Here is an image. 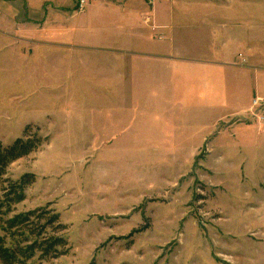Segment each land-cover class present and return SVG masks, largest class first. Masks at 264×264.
Here are the masks:
<instances>
[{
    "label": "rangeland",
    "instance_id": "obj_1",
    "mask_svg": "<svg viewBox=\"0 0 264 264\" xmlns=\"http://www.w3.org/2000/svg\"><path fill=\"white\" fill-rule=\"evenodd\" d=\"M35 1L51 16L75 2ZM61 54L0 35V145L43 140L7 167L34 177L9 216L49 206L66 228L63 255L26 264H264V83L227 69L212 107L205 83L105 98L96 56L73 83Z\"/></svg>",
    "mask_w": 264,
    "mask_h": 264
},
{
    "label": "crops",
    "instance_id": "obj_2",
    "mask_svg": "<svg viewBox=\"0 0 264 264\" xmlns=\"http://www.w3.org/2000/svg\"><path fill=\"white\" fill-rule=\"evenodd\" d=\"M54 12L45 14L35 0H0V35L13 46L62 51L73 83L76 58L96 56L105 98L113 93L108 83L117 94L131 83L137 96L170 83L185 99L200 96L192 88L205 83L212 107L227 90L220 81L227 69L241 79L239 88L252 78L264 83V0H89L83 13L75 0Z\"/></svg>",
    "mask_w": 264,
    "mask_h": 264
},
{
    "label": "trees",
    "instance_id": "obj_3",
    "mask_svg": "<svg viewBox=\"0 0 264 264\" xmlns=\"http://www.w3.org/2000/svg\"><path fill=\"white\" fill-rule=\"evenodd\" d=\"M42 142L33 134L28 139L17 138L10 145H0V264H26L36 254L41 259H55L66 252V228L49 206L9 216L12 207L24 201V191L34 177L26 174L10 180L6 178L7 167L38 149Z\"/></svg>",
    "mask_w": 264,
    "mask_h": 264
},
{
    "label": "built area",
    "instance_id": "obj_4",
    "mask_svg": "<svg viewBox=\"0 0 264 264\" xmlns=\"http://www.w3.org/2000/svg\"><path fill=\"white\" fill-rule=\"evenodd\" d=\"M88 4H89V0H77V3H76L77 12L83 13ZM262 102H263L262 99L256 98L253 101V105H254V107H258L260 105V103H262Z\"/></svg>",
    "mask_w": 264,
    "mask_h": 264
}]
</instances>
